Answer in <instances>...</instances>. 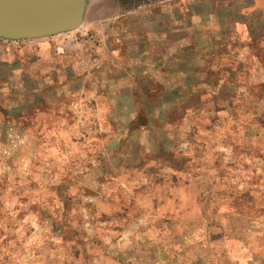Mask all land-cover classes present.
I'll return each mask as SVG.
<instances>
[{"label":"rangeland","instance_id":"374dc122","mask_svg":"<svg viewBox=\"0 0 264 264\" xmlns=\"http://www.w3.org/2000/svg\"><path fill=\"white\" fill-rule=\"evenodd\" d=\"M0 264H264V0L0 39Z\"/></svg>","mask_w":264,"mask_h":264},{"label":"water","instance_id":"95a60500","mask_svg":"<svg viewBox=\"0 0 264 264\" xmlns=\"http://www.w3.org/2000/svg\"><path fill=\"white\" fill-rule=\"evenodd\" d=\"M89 0H0V39L30 41L79 29Z\"/></svg>","mask_w":264,"mask_h":264}]
</instances>
